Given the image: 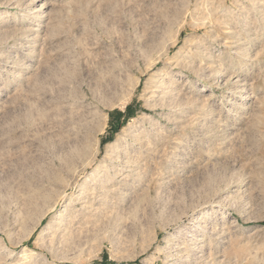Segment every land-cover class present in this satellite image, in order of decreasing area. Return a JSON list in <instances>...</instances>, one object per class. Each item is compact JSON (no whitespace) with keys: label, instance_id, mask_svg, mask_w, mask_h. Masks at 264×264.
I'll list each match as a JSON object with an SVG mask.
<instances>
[{"label":"rangeland","instance_id":"obj_1","mask_svg":"<svg viewBox=\"0 0 264 264\" xmlns=\"http://www.w3.org/2000/svg\"><path fill=\"white\" fill-rule=\"evenodd\" d=\"M0 264H264V0H0Z\"/></svg>","mask_w":264,"mask_h":264},{"label":"bare ground","instance_id":"obj_2","mask_svg":"<svg viewBox=\"0 0 264 264\" xmlns=\"http://www.w3.org/2000/svg\"><path fill=\"white\" fill-rule=\"evenodd\" d=\"M112 150V149H111ZM119 150V149H118ZM115 152V151H114Z\"/></svg>","mask_w":264,"mask_h":264}]
</instances>
